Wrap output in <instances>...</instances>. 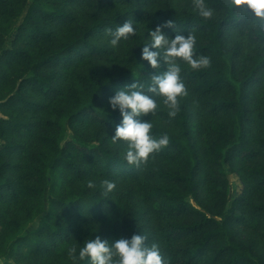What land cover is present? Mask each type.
I'll list each match as a JSON object with an SVG mask.
<instances>
[{"label": "trees", "instance_id": "16d2710c", "mask_svg": "<svg viewBox=\"0 0 264 264\" xmlns=\"http://www.w3.org/2000/svg\"><path fill=\"white\" fill-rule=\"evenodd\" d=\"M205 2L210 18L169 1L0 0V259L74 264L71 246L92 235L144 234L148 214L155 231L146 242L159 240L170 262L264 264L257 248L264 242V163H257L264 158V21L233 0ZM24 12L14 32L8 22ZM130 17L148 30L114 48L107 30ZM168 20L170 35L196 36L194 55L210 64L192 69L178 58L187 95L176 115L150 94L158 103L152 134L169 142L129 164L127 142L111 139L121 116L108 98L134 80L146 90L152 74L166 69L152 68L140 53L150 28ZM232 29L254 47L230 49ZM85 56L92 59L81 69ZM60 69L67 83L59 82ZM254 128L261 133L252 136ZM235 161L242 162L243 190L231 201ZM105 179L136 183L141 200L130 192L105 196ZM237 225L259 239L241 241Z\"/></svg>", "mask_w": 264, "mask_h": 264}, {"label": "clouds", "instance_id": "9594fccd", "mask_svg": "<svg viewBox=\"0 0 264 264\" xmlns=\"http://www.w3.org/2000/svg\"><path fill=\"white\" fill-rule=\"evenodd\" d=\"M233 3L237 6L244 5L253 16L264 20V0H233ZM194 6L202 17L210 18L214 14V10L205 0H194ZM134 24H138V21L130 17L123 24L118 23L115 29L107 30L114 48H118L122 40L126 41L139 32V26L134 27ZM170 26L172 21L168 20L150 28L140 53V59L147 61L152 68H158L163 61L166 69L152 74L146 90L143 84L134 80L116 88L114 94L108 98L111 109L118 110L121 116L120 121L115 124L111 139L113 143L121 140L127 142L124 158L129 164L146 161L150 154L169 142L167 134L159 137L153 135L151 119L143 117L154 115L158 107L155 96L150 94L162 97L169 115H176L179 108L178 98L187 95L178 58H182L192 69L204 68L210 64L209 57L194 55L196 36L193 33L185 35L183 32H175L172 36L165 30ZM87 186L95 187L93 181H89ZM101 187L107 196L116 185L115 182L105 179L101 181ZM147 239L141 232L133 233L130 237L122 235L112 240L92 235L79 247L71 246L68 256L74 264L84 260L89 264H164L159 246L155 243L149 245Z\"/></svg>", "mask_w": 264, "mask_h": 264}, {"label": "rangeland", "instance_id": "374dc122", "mask_svg": "<svg viewBox=\"0 0 264 264\" xmlns=\"http://www.w3.org/2000/svg\"><path fill=\"white\" fill-rule=\"evenodd\" d=\"M164 1L171 2L173 4V6H175L177 8H182V7L195 8L194 0H156V2L158 4H163ZM47 6H50V5H47ZM24 16H25V12L21 16L14 17L8 22V25L11 27V29L14 30V32L18 28L20 23L23 21ZM262 21H264V20H262ZM252 22L256 23L257 21L252 19ZM138 24H134V27L139 26V32H146L148 30V26L145 25L144 23L138 22ZM227 42L229 44L230 49L233 48L236 43H238L242 52L247 51V50H251L255 45L253 42H251L248 39L246 34L243 33L242 31H240L239 29H232L230 31V33L227 36ZM228 58H229V56H228ZM91 59L92 58H90V56H85L83 63H81L82 64L81 69H84L88 65V63L91 61ZM147 64H148V62H147ZM160 65L166 66V64L163 61H161ZM60 71H61V75L59 77V82L60 83H67V81H68L67 76L68 75L66 73H64L62 71V69H60ZM3 92H4V89L1 90V93H3ZM253 105H255V103H253ZM255 106L257 107V105H255ZM261 107L263 108L264 105L261 104ZM0 114H2V113L0 112ZM145 117L147 119H152L153 115L150 116L148 114V116H145ZM153 120H154V118H153ZM260 133L261 132L258 130V128H254L253 134H251V135L252 136L258 135ZM67 134H68V136H71L70 131ZM30 143H31L32 148H36L35 142L30 141ZM1 144H2V142H0V145ZM124 147L126 150L127 143L125 144ZM257 163H264V158L259 159L257 161ZM233 165H234L233 168H228V173H229V177H230V181H231L229 200H231V201L234 199V196L238 195L243 190V183L241 182L242 180H241V175H240V173L242 172L241 171L242 162L235 161ZM99 181H100L99 179H96L97 183H99ZM113 182H115L116 187L114 188V190L112 192L117 193V195L118 194H126L127 192H130V195L133 196L134 200H137V201L141 200V197L139 196V193H138L137 188H136L137 187L136 183H133V182L127 181V180H113ZM205 194H206V192L203 191V195H205ZM50 198H52V197H50ZM257 198H259V196ZM229 214H230V207H228L225 210L223 216H218V219L223 220ZM149 218H151V216L146 214V216L144 217V220H143V222H144V227H143L144 234L148 235V236L153 235V233L155 231V227L152 225V222L150 221ZM235 231H236L237 238L243 242L249 243L254 238L259 239V235L253 229H251L247 226L237 225V226H235ZM153 243H155L159 246L164 264H179V263H176V262L173 263V262H170L169 260H167V251H166L165 247L163 246V244L159 240H156L153 238L149 241L148 244L151 245ZM257 248L259 251H263L264 250V242L259 241ZM23 251L26 252V249H23ZM23 254L27 255L26 253H23ZM8 259L11 260L14 264H24L22 262L19 263V261H17L15 258L13 259V258H8V257L1 258L0 263L6 261Z\"/></svg>", "mask_w": 264, "mask_h": 264}]
</instances>
